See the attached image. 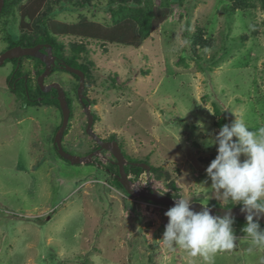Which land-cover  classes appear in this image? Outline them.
<instances>
[{
  "label": "rangeland",
  "instance_id": "1",
  "mask_svg": "<svg viewBox=\"0 0 264 264\" xmlns=\"http://www.w3.org/2000/svg\"><path fill=\"white\" fill-rule=\"evenodd\" d=\"M82 2L51 0L22 30L17 1H11L12 8L0 17V53L12 40L42 36L50 20L74 24L87 18L111 26L123 16L113 14L119 8L110 0ZM227 4L144 0V8L167 10V16L137 49L70 36L55 39L66 59L88 69L84 92L96 118L94 132L105 141L117 140L128 161L157 170L131 174L132 195L115 182L109 150L90 163L64 160L54 145L61 110L25 106L8 85L14 64L0 67V264H208L163 242L170 207L142 194L149 195L152 187L174 200L190 198L191 204L235 205L200 185L217 155L216 147L203 141L234 122L235 115L253 130L264 127V10L257 5L230 14ZM42 68L34 59L21 60V75L33 86ZM52 83L71 102L63 148L86 157L97 144L85 133L78 81L56 71L45 79ZM245 224L234 223L236 247L216 253L212 264H261L264 248L249 251L251 241L241 232Z\"/></svg>",
  "mask_w": 264,
  "mask_h": 264
},
{
  "label": "clouds",
  "instance_id": "2",
  "mask_svg": "<svg viewBox=\"0 0 264 264\" xmlns=\"http://www.w3.org/2000/svg\"><path fill=\"white\" fill-rule=\"evenodd\" d=\"M235 117L234 122L221 125L211 135L204 123L198 122L197 126L208 135L204 146H215L217 151L200 185L226 202L242 205L240 211L245 214L246 224L241 232L250 239L251 251L253 247L264 248V228L260 224L264 219V127L253 130L243 117ZM209 180L210 186L205 187ZM165 215L168 223L162 240L169 248L179 246L188 256H202L212 264L216 253L236 247L235 217L230 209L223 216L213 214L204 205L195 211L190 198H180Z\"/></svg>",
  "mask_w": 264,
  "mask_h": 264
},
{
  "label": "trees",
  "instance_id": "3",
  "mask_svg": "<svg viewBox=\"0 0 264 264\" xmlns=\"http://www.w3.org/2000/svg\"><path fill=\"white\" fill-rule=\"evenodd\" d=\"M11 1L15 0H5V5L0 17L10 8H12L10 5ZM16 1L18 11L17 13L20 14L21 29L23 30V28H27L29 26L30 20H35L36 16L42 13V10L50 3L51 0H28L25 4H18L21 2L19 0ZM91 1L93 0H83L82 5H90ZM131 1H134V3L131 4ZM227 1L229 4L225 6V10H227L230 14H234L237 10L246 11L249 9H254L257 5H260L264 10V0ZM109 4L110 6L114 4L118 5L119 10H113V14L115 16L119 14L123 15L115 22L114 25H103L98 22L90 21L87 18H82L79 22L74 24L50 20L43 24L42 28L44 32L42 36L31 39L30 36L25 35L17 41H10L9 48L15 46L32 47L36 46L37 44H48L52 47V53L57 57V59L65 60L68 65L80 69L82 72H84L87 80V67L85 65L79 64L76 59H66L63 56L62 48L55 42V39L58 36H70L83 40L96 41L102 44L123 45L137 49L141 46L142 41L151 33V31L166 20L167 16V10L155 12V10H152V8L149 6L144 8V0H110ZM23 58L34 59L42 65L43 68L37 72L38 79V77L44 72V64L33 57ZM23 58L6 61L12 62L14 64V70L8 79L11 82L12 87L15 86L13 91L25 99V106L46 105L56 106L60 109V104L57 98L58 93L56 90L52 89L50 92L44 93L40 89L37 79L35 86H33L30 78L27 75H21L20 68L21 60ZM56 70L57 68H54L53 72ZM67 101L69 103V107L71 108L70 100L68 99ZM130 162L137 161L130 160ZM111 168H113V166H111ZM115 168L116 175H118L119 168L117 166H115ZM125 171L129 177L131 174L139 176L143 173H146V170L135 167L132 164L127 165L125 167ZM156 171L157 170L153 167L150 170L151 173H155ZM115 182L120 189H124L117 179H115ZM210 206L213 208L220 207V205L216 202H213ZM238 206L241 205L238 204ZM232 207H235V205L228 204L226 206V208ZM235 222L246 223V219H235ZM261 228H264L263 224H261Z\"/></svg>",
  "mask_w": 264,
  "mask_h": 264
},
{
  "label": "water",
  "instance_id": "4",
  "mask_svg": "<svg viewBox=\"0 0 264 264\" xmlns=\"http://www.w3.org/2000/svg\"><path fill=\"white\" fill-rule=\"evenodd\" d=\"M5 5V0H0V15L2 13L3 7ZM43 49H46V52H42ZM23 57H33L41 60L46 68L45 71L38 77V84L42 92L47 93L50 92L52 89L56 90L58 93V101L60 104V109L62 111L63 115V122L60 130L57 133V136L55 138L54 145L57 148L58 154L66 161H68L72 165H79L82 163H90L92 158L97 154L92 153L89 154L86 157H76L74 155H71L67 153L63 148V137L65 134V131L68 127L69 121H70V115H71V109L69 107V103L66 99L65 93L62 90L61 86L54 83L51 85L46 86L44 84V80L47 76L51 74V71L53 67L56 65V57L52 54V47L50 45H37L33 47H21V46H15L12 47L2 54H0V67L5 64L8 60L13 59H20ZM62 69H64L66 72L71 73L73 75H76L79 78V87L77 90L78 99L83 104L84 110L88 119L87 122V133L92 136L97 143L101 145V149H106L111 152L113 157L116 159V164L119 167V174L117 176L118 181L123 186V188L130 194H133V191L131 190V181L129 180V177L125 171L126 165L129 164V162L126 160L122 149L117 141L112 142H104L100 137H98L94 131H93V124H94V116L91 113L90 106L86 105L84 103V100H86V96L84 95V89H85V74L80 69L74 68L68 64H63ZM135 167L142 168L146 170V172H150L151 166L146 163H133ZM151 185V184H150ZM143 198L148 199L149 201L155 203V204H161L168 207H173L175 205L176 200L161 194L157 190L152 189L151 187V193L149 195L142 194ZM192 208L195 211H200L203 207V204L201 203H193L191 204ZM241 206H236L232 208H223V207H216V208H210L213 214L223 216L224 212L228 209H230L232 216L235 217V219H245V214L240 211ZM225 209V210H224ZM260 223L264 225V219L260 220Z\"/></svg>",
  "mask_w": 264,
  "mask_h": 264
},
{
  "label": "flooded vegetation",
  "instance_id": "5",
  "mask_svg": "<svg viewBox=\"0 0 264 264\" xmlns=\"http://www.w3.org/2000/svg\"><path fill=\"white\" fill-rule=\"evenodd\" d=\"M37 45H47V44H37ZM36 45V46H37ZM33 47V46H32ZM8 49H10V48H8ZM42 52H46V49H43L42 50ZM0 54H2V53H0ZM53 54V53H52ZM56 57V56H55ZM37 59V58H36ZM39 60V59H38ZM39 61H41V60H39ZM42 62V61H41ZM43 63V62H42ZM44 64V63H43ZM63 64H67V62L65 61V60H61V59H57V57H56V65H55V67H53V69L54 68H57V70L56 71H63V72H66L64 69H62V65ZM44 67L46 68V66H45V64H44ZM53 69H52V71H51V74L52 73H54L53 72ZM44 71H45V69H44ZM55 71V72H56ZM50 74V75H51ZM49 75V76H50ZM72 76L78 81V86H77V90H78V87H79V78L76 76V75H73L72 74ZM48 77V76H47ZM46 77V78H47ZM45 78V79H46ZM38 80V79H37ZM44 84H45V80H44ZM52 84H54V83H52ZM8 85H9V87L11 88V90H13V89H15V86L14 87H12V85H11V82L8 80ZM46 85V84H45ZM49 85H51V84H49ZM46 86H48V85H46ZM85 87H86V77H85ZM85 90V89H84ZM84 95L86 96V100H84V103L86 104V105H88V106H90L91 107V103H90V101H89V99L87 98V94L84 92ZM58 97V96H57ZM77 97H78V94H77ZM67 99V98H66ZM68 100V99H67ZM81 103V102H80ZM81 105H82V108H83V110H84V106H83V104L81 103ZM91 110V109H90ZM84 112H85V110H84ZM61 114H62V111H61ZM86 114V113H85ZM62 117H63V115H62ZM70 118H71V115H70ZM86 118H87V116H86ZM95 121H96V118L94 117V124H95ZM87 122H88V119H87ZM94 124H93V127H94ZM93 131H94V129H93ZM85 133L87 134V135H89L88 133H87V124H86V128H85ZM98 137H100L96 132H94ZM90 136V135H89ZM91 138H92V140L97 144V146H96V148L93 150V152H91V153H89V154H92V153H99V152H103L104 150H106V149H101V145L99 144V143H97L96 142V140L92 137V136H90ZM101 138V137H100ZM102 139V138H101ZM103 140V139H102ZM104 142H112V141H117V140H110V141H105V140H103ZM118 142V141H117ZM119 144V143H118ZM56 148V147H55ZM57 149V148H56ZM122 149V148H121ZM122 152H123V150H122ZM88 154V155H89ZM124 154V153H123ZM113 156V155H112ZM126 158V157H125ZM115 159V158H114ZM126 160H127V158H126ZM128 161V160H127ZM116 162V159L112 162H110V164H115L116 166H117V164L115 163ZM129 162V164H132L133 165V163H140V162H130V161H128ZM142 163V162H141ZM128 164V165H129ZM127 166V165H126ZM118 167V166H117ZM119 168V167H118ZM117 176L118 175H116V179H117ZM129 177V176H128ZM130 178V177H129ZM118 180V179H117ZM150 192H151V190L149 189V194H150Z\"/></svg>",
  "mask_w": 264,
  "mask_h": 264
}]
</instances>
